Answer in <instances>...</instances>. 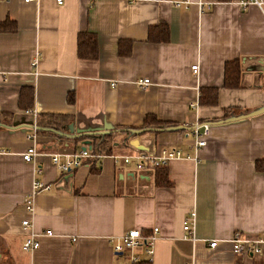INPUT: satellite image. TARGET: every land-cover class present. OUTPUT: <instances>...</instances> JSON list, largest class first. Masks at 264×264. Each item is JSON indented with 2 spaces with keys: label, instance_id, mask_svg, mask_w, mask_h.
Returning a JSON list of instances; mask_svg holds the SVG:
<instances>
[{
  "label": "crops",
  "instance_id": "1",
  "mask_svg": "<svg viewBox=\"0 0 264 264\" xmlns=\"http://www.w3.org/2000/svg\"><path fill=\"white\" fill-rule=\"evenodd\" d=\"M182 1L0 0L1 123L51 122L61 133L71 125L79 134L145 128L149 116L186 130L145 133L134 138L137 145L188 156L164 167L169 185L155 186L153 172L112 159L131 152L126 135L67 140L1 129L0 264H122L112 243L127 231L149 235L153 228L150 264L263 263L264 256L232 254L229 240L235 232L264 237V173L253 168L264 155V114L210 124L264 106V9L241 11L236 0ZM158 23L167 28L165 41L147 42L148 28ZM86 33L96 39V54L79 59L77 38ZM233 60L239 88L226 89L223 66ZM143 79L147 86L136 84ZM200 88L217 89L216 106L198 104ZM194 124L209 127L199 149L189 136ZM83 141L101 158L58 171L50 155L75 153ZM32 145L33 160L23 162ZM33 182L48 191L31 193ZM190 212L192 238L184 239L181 223ZM30 234L39 246L23 253Z\"/></svg>",
  "mask_w": 264,
  "mask_h": 264
},
{
  "label": "built area",
  "instance_id": "2",
  "mask_svg": "<svg viewBox=\"0 0 264 264\" xmlns=\"http://www.w3.org/2000/svg\"><path fill=\"white\" fill-rule=\"evenodd\" d=\"M23 3L32 2L34 0H22ZM57 5L62 4V0H54ZM181 4H190L189 1H182ZM199 8L204 7L209 8V4L205 6L200 2L196 1ZM235 4L237 7L244 11L249 7H255L259 10L264 9V0H236ZM190 71L195 74L196 65L190 67ZM139 86H147L149 81L147 79L138 80L136 82ZM192 107V105H191ZM209 127L206 124H194L189 131V136L192 141V147L194 149H199L205 146V139L208 135ZM28 140L34 144L36 139L35 133H31ZM35 156L34 146H30L21 154V160L23 162H31ZM113 160L120 158L124 165H131L133 169L139 173H152L155 169L166 167L167 164L175 159L188 158V156L183 155L178 149L166 148L159 150H149V151H137L132 149L131 152L125 156L116 157L111 156ZM101 158L100 154H93L88 150H79L75 153H54L50 155V161L55 166V168L60 172H69L70 170L79 167L83 162L91 159ZM48 186L33 182L32 192L33 194L48 191ZM25 211L30 213V200L25 201L24 204ZM194 213H188L182 223L181 231L183 233L184 239L192 238ZM21 227L23 229L29 228V222L27 220L21 221ZM158 230L153 228L149 235L142 233L140 230L127 231L123 235L117 238V240L112 243L111 251L114 254H119L124 259L122 264H139L144 262L150 264V260L153 253V243L156 240ZM44 235H50V231H45ZM230 250L232 254L235 255H250L254 257L264 256V237H247L240 233H233L230 240ZM216 241H209L207 246L210 249L216 247ZM39 246V243L34 235H28L21 245V251L23 253H31L35 251ZM188 264V263H186Z\"/></svg>",
  "mask_w": 264,
  "mask_h": 264
},
{
  "label": "trees",
  "instance_id": "3",
  "mask_svg": "<svg viewBox=\"0 0 264 264\" xmlns=\"http://www.w3.org/2000/svg\"><path fill=\"white\" fill-rule=\"evenodd\" d=\"M217 1H228V0H217ZM167 36V28L164 24L158 23L156 27H150L147 30L146 41L149 43H162L165 41ZM96 54V39L91 34L79 35L76 43V55L79 59H92ZM127 54V52L125 53ZM239 74L240 67L237 60L226 62L223 66V83L222 87L226 89L239 88ZM217 89L216 88H200L198 91V104L200 106H216L217 102ZM22 95L19 97V103L22 102ZM24 100V99H23ZM43 124V123H41ZM47 126L41 125V128H55V124L49 122L44 123ZM167 123L156 121L153 117L145 116L143 119L142 127H165ZM40 127V124L38 125ZM253 168L256 173H264V155L261 159L255 160ZM155 175L153 183L155 186H167L169 185L166 181L164 167L157 168L153 171ZM139 264H146L141 262ZM264 264V260L263 263Z\"/></svg>",
  "mask_w": 264,
  "mask_h": 264
},
{
  "label": "water",
  "instance_id": "4",
  "mask_svg": "<svg viewBox=\"0 0 264 264\" xmlns=\"http://www.w3.org/2000/svg\"><path fill=\"white\" fill-rule=\"evenodd\" d=\"M264 114V106L257 108L255 110H252L246 114H240L237 116H231L223 120H219L216 123H212L210 125H222L226 123H231L247 118H252L258 115ZM5 129L7 131H17L20 129H25L24 131L30 132L32 129L35 132L38 133H49L51 135H55L56 137H61L67 140H77L79 138H95V139H101L103 140L104 137H108L111 134H121L126 135L124 141L128 142V146L131 149H135L137 151H146L145 149H142V147L138 146V142L134 139L135 137L145 134V133H173V132H182L186 130V127H183L181 125H171V126H165V127H145L141 129H121L116 131H102V132H94V133H79L76 134L73 131V128L71 125H68L67 127V134L61 133L57 131L54 128H41V127H34L31 121H24L23 119H19V121H10L9 123H1L0 122V130ZM129 140V141H128ZM88 141H83L80 143L81 150H87L89 148Z\"/></svg>",
  "mask_w": 264,
  "mask_h": 264
}]
</instances>
